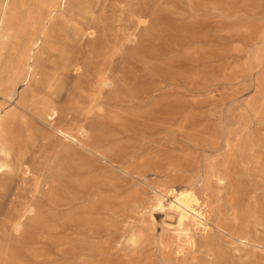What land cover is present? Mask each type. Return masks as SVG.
<instances>
[{
    "label": "rangeland",
    "instance_id": "obj_1",
    "mask_svg": "<svg viewBox=\"0 0 264 264\" xmlns=\"http://www.w3.org/2000/svg\"><path fill=\"white\" fill-rule=\"evenodd\" d=\"M0 128V264H264V0H0Z\"/></svg>",
    "mask_w": 264,
    "mask_h": 264
},
{
    "label": "bare ground",
    "instance_id": "obj_2",
    "mask_svg": "<svg viewBox=\"0 0 264 264\" xmlns=\"http://www.w3.org/2000/svg\"><path fill=\"white\" fill-rule=\"evenodd\" d=\"M33 44H38V41L33 42ZM56 132L65 137H70L69 133L60 127L56 128ZM4 166L5 165L3 164L0 165V169H3ZM153 206H156L158 208L165 207L164 198L162 196H158L155 199ZM168 208L177 215V232H175L177 233L178 237H185L187 239H191V236L189 234L190 230L188 231V229L185 227L186 223L189 221H192L195 225L203 229L208 228V218L206 216L204 208L199 202L198 198L195 197L191 191L173 190V198L170 199V201L168 202Z\"/></svg>",
    "mask_w": 264,
    "mask_h": 264
}]
</instances>
